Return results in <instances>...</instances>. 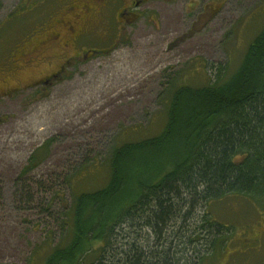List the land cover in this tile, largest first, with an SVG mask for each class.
I'll return each mask as SVG.
<instances>
[{"label":"rangeland","instance_id":"374dc122","mask_svg":"<svg viewBox=\"0 0 264 264\" xmlns=\"http://www.w3.org/2000/svg\"><path fill=\"white\" fill-rule=\"evenodd\" d=\"M7 2L0 22L16 0ZM209 3L217 13L201 19L183 7L164 8L158 24L145 20L125 48L94 59L80 74L87 79L58 83L30 107L16 100L0 108V121L11 117L0 124V264H45L55 247L71 240L67 222L75 195L109 183L114 150L164 130L173 89L224 83L238 72L264 30V0ZM194 209L180 220L178 233L198 223L207 236L210 219L229 227L230 236L216 247L195 237L202 243L185 251L191 264H264V200L232 194ZM128 230L114 243L124 245L129 232L154 245L148 230Z\"/></svg>","mask_w":264,"mask_h":264},{"label":"trees","instance_id":"16d2710c","mask_svg":"<svg viewBox=\"0 0 264 264\" xmlns=\"http://www.w3.org/2000/svg\"><path fill=\"white\" fill-rule=\"evenodd\" d=\"M171 92L164 130L114 150L109 183L75 195L71 240L45 264H191L185 251L202 243L195 237L216 247L230 236L210 219L207 236L198 223L177 232L199 203L232 194L264 200V30L228 81ZM129 227L155 235L154 245L129 232L115 244Z\"/></svg>","mask_w":264,"mask_h":264},{"label":"flooded vegetation","instance_id":"af4514ba","mask_svg":"<svg viewBox=\"0 0 264 264\" xmlns=\"http://www.w3.org/2000/svg\"><path fill=\"white\" fill-rule=\"evenodd\" d=\"M209 2L16 0L9 3L11 7L6 12L9 14L0 22V35H6L5 40L0 39V108L10 109L16 100L22 107H30L36 102L30 103L31 99L48 97L58 83L87 79L80 74L91 70L94 59L125 48L124 40L137 32L142 22L147 24L145 20L158 24V13L164 8L183 7L179 9L181 12L197 13L201 19L204 13H217ZM7 4V0H1L0 13ZM134 48H138V43ZM10 120L11 117H2L0 124H9Z\"/></svg>","mask_w":264,"mask_h":264}]
</instances>
